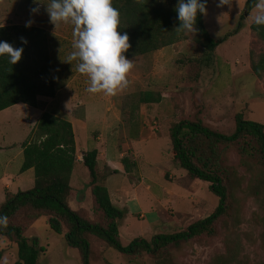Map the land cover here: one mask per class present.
<instances>
[{
	"label": "rangeland",
	"instance_id": "374dc122",
	"mask_svg": "<svg viewBox=\"0 0 264 264\" xmlns=\"http://www.w3.org/2000/svg\"><path fill=\"white\" fill-rule=\"evenodd\" d=\"M247 1L239 0V7L234 2L231 8L227 5L219 8L217 0L209 1L208 13L204 19L214 38H223L233 31L240 21L243 22V28L221 43L215 52L207 54L195 41V33H188L172 45L132 57L130 60L133 68L128 74L129 84L116 95L90 93L87 90L90 85L89 78L77 70L78 59L68 62L69 56L76 51L73 47L76 39L73 35L74 26L61 23L56 28L52 23L44 22L50 36H54L51 55L60 89L54 104L59 107L60 101L67 99L70 105L80 112H87V123L76 115L68 117L63 114V117L72 121L78 131L76 137L80 152L106 148L108 156L118 158L125 144L124 139L129 133L131 140L133 137L137 138L135 143L129 140L133 145L129 149L136 153L138 163L145 164L158 179L167 183L170 181L164 172H175L179 177L184 175L185 179L182 180L188 185L179 183L176 191L184 197L186 204L193 205V201L189 199L191 195L196 197V201L202 202L199 214L194 215L195 219L209 215L218 205L219 199L210 190L209 182L191 178L188 171L173 160L169 128L174 121L194 120L199 117L207 126L230 134L235 129V115L238 112H242L247 119L264 123V78H257L250 65L251 50L259 52L264 48V44L257 41L251 30L253 17L258 9L255 6L248 11ZM49 4V0H39L40 11L32 14L30 8L36 7L33 0H0V16L5 18L0 20V23L11 20L26 24L30 19L44 20V17L49 16ZM146 90L163 94V102L149 104L145 108L147 112L152 113V109L159 106L156 111L161 115L154 118L157 124L153 123L150 117L143 118L135 114L144 106L139 101V94ZM139 119L143 122L142 128L134 125L133 120ZM0 123L9 138L11 131L8 129L11 125L8 112L0 114ZM141 129L145 130V136L139 141L137 135ZM97 133L101 135L100 140L97 139ZM242 144L249 148L250 163L245 165L242 162L238 145L229 148L221 162L223 169H228L229 176L233 172L230 180H226L232 196L229 213L216 223V235L205 234L171 246L159 259L146 253L132 257L124 256L102 239L87 235L94 251L91 263L212 264L216 255L227 251L228 245H238L240 255L249 264L263 261L264 172L261 170L256 142L248 138ZM13 167L18 174L17 166ZM107 169L104 157H101L97 170L106 173ZM124 177L128 181L132 178ZM120 180L122 181L123 177H120ZM15 189V186H12V190ZM171 206L175 208L176 215H180V205L173 203ZM88 216L105 223L104 218L94 212L92 206ZM25 219L22 215L21 220ZM172 224L173 226L167 228L158 225V228L154 229H158L157 234L174 233L188 226L187 222L173 221ZM64 225L67 230L66 224ZM26 236L30 238L31 243H37L39 248L46 249L45 254H41L39 264H81L79 250L71 247L64 236L51 228L46 216L38 218L26 232ZM0 250L3 251L0 264H14L18 256L17 244L0 237Z\"/></svg>",
	"mask_w": 264,
	"mask_h": 264
},
{
	"label": "trees",
	"instance_id": "16d2710c",
	"mask_svg": "<svg viewBox=\"0 0 264 264\" xmlns=\"http://www.w3.org/2000/svg\"><path fill=\"white\" fill-rule=\"evenodd\" d=\"M177 3L178 0H113L114 7L121 14L122 26L118 31L122 34L127 32L130 38L131 48L125 53L128 59L159 50L184 38L185 33L175 30L180 23L175 10ZM256 3L257 0H248L246 9L250 11ZM204 16L198 18V32L194 39L207 54L215 52L221 43L243 28V22L240 21L233 31L216 39L208 30ZM251 30L257 41L264 44V26L253 22ZM21 37H25L28 43L23 44ZM0 41L24 48L22 59L15 65L9 63L7 57L0 58V111L20 102L37 107L38 96L56 95L51 40L46 29L19 24L0 26ZM250 65L257 78H264V48L259 52L251 50ZM162 98L163 94L154 90L139 94L141 103H159ZM169 136L174 160L192 178L210 183V190L219 199L218 205L209 215L193 221L184 230L156 234L150 240L136 237L125 245L119 228L128 209L113 204L107 186L100 179L96 170L97 149L85 152L83 163L91 176L92 209L104 218L105 223L89 218V209H74L70 205L71 179L78 160L73 124L52 112H45L23 144L21 170L34 168L35 184L28 190L7 192L5 201L0 205V216H6L8 221L6 227L0 226V237L18 246L14 264H39L41 254H45L44 247L39 248L26 236V232L41 216H46L51 228L64 236L71 247L79 250L81 264H92L93 245L87 235L102 239L124 256L146 253L158 259L171 246L205 234L216 235V223L229 213L232 196L226 180H230L233 172L229 176L228 169H223L221 162L224 154L229 148L238 145L242 162L246 165L250 163L249 148L242 142L248 138L254 140L264 172V123L247 119L242 112H238L235 115V129L228 134L207 126L202 118L197 117L171 123ZM128 161V158H123L126 167ZM22 215L26 218L24 221L21 220ZM2 257L3 251L0 250V262ZM212 264L249 263L240 255L238 245H228L227 251L216 255ZM255 264H264V260Z\"/></svg>",
	"mask_w": 264,
	"mask_h": 264
},
{
	"label": "crops",
	"instance_id": "0c3cea01",
	"mask_svg": "<svg viewBox=\"0 0 264 264\" xmlns=\"http://www.w3.org/2000/svg\"><path fill=\"white\" fill-rule=\"evenodd\" d=\"M3 19L5 18L0 16V20ZM43 19L44 20L34 21L32 26L44 28L49 31L44 25V22L50 23L49 16L44 17ZM16 24L26 25L23 22L20 23L19 21L13 22L7 20L0 23V26ZM52 38H54V36H50L51 54L53 43ZM54 76L57 82L55 72ZM58 87L59 86L57 85V92L53 97L44 95L38 96L39 105L37 107L20 102L0 111V114L8 112L9 123L11 125V128L8 129L11 131V136L7 138V134L3 131L4 126L0 123V142L2 141L0 143V205L5 201L7 192L17 193L20 190H28L35 184L34 168H30L26 171L21 170L24 161L23 144L29 138L32 130L36 127L38 120L45 112H52L65 119L66 117H63V114L68 117L76 115L87 123L88 118L86 110L80 112L78 109L70 105L69 100L63 99L60 101L59 107L55 106L54 103L57 101L60 92ZM142 104H144V106H141L135 114H138L143 118L150 117L152 122L157 124V121H155L154 118L157 115H161L156 111L159 106H155V108L152 109V113H150L145 110L146 105L154 103ZM67 120L71 121L70 119ZM133 122L135 123L134 125L140 126L141 128L143 127L141 119L133 120ZM73 128L78 160L72 174V191L69 197V203L74 209L86 208L90 210L93 204L91 176L89 169L83 163V156L87 151L82 150V152H80L76 137L78 131L75 129L74 124ZM96 135L97 139L100 140V133H97ZM143 136H145V130L141 129L137 135L139 138L138 140L140 141V138ZM135 139L137 138L133 137L131 140L129 133L127 134V137L124 139V147L120 151L118 158H112L110 155L108 156L106 148L98 150L97 165L100 158L104 157V164L108 169L106 173H101L96 167L100 179L109 190L113 204L121 209H128V214L123 219L119 228L121 240L125 245L130 243V241L136 237L149 238L156 235L158 229L155 230L154 228H158V225L163 226L162 228H167L173 226V221H176V223L187 222L189 225L193 221L203 218L198 217L195 219L196 217H194L195 214H199L203 205L202 202L196 201V197L191 195L189 199L193 201V205L186 204L184 197L176 191V187L179 183L182 185H188L186 181L182 180L184 175L179 177L175 172H164L165 177L170 182L167 183L164 180L158 179L154 172L149 170L145 164L140 165L138 163L136 153L129 149L133 146L130 142H134ZM171 151L174 160L173 150ZM123 158L129 159L128 167L125 166ZM13 166H17L18 174H16ZM124 176H131L132 178L128 181ZM120 177H123L122 181L120 180ZM124 180L127 181L124 182ZM12 186H15L16 189L12 190ZM183 189H181V192ZM173 203L175 205L177 203L180 205L181 213L178 211L180 215H176L175 208L171 206ZM124 238H126V241H124Z\"/></svg>",
	"mask_w": 264,
	"mask_h": 264
},
{
	"label": "clouds",
	"instance_id": "9594fccd",
	"mask_svg": "<svg viewBox=\"0 0 264 264\" xmlns=\"http://www.w3.org/2000/svg\"><path fill=\"white\" fill-rule=\"evenodd\" d=\"M239 7V0H217V7L225 5ZM208 0H178L176 5L179 25L177 33H197L198 18L207 15ZM36 7L30 8V13H39V0H33ZM257 14L253 21L258 26H264V0H257ZM50 23L57 28L61 23L72 24L73 35L76 37L73 51L68 58L79 61L77 70L87 75L90 81V93L103 92L116 95L128 84V74L133 68L132 61L125 55L131 48L127 32L118 31L121 25L120 11L114 7L113 0H51L48 6ZM33 20L26 22L31 27ZM23 44L28 41L20 38ZM23 47H15L8 41H0V58L7 57L9 63L15 65L22 59ZM7 217L0 216V226H7Z\"/></svg>",
	"mask_w": 264,
	"mask_h": 264
}]
</instances>
